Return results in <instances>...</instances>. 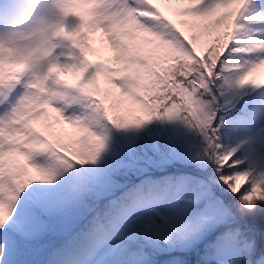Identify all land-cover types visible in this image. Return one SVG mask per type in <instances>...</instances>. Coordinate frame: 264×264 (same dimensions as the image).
I'll use <instances>...</instances> for the list:
<instances>
[{"label": "snow or ice", "instance_id": "1", "mask_svg": "<svg viewBox=\"0 0 264 264\" xmlns=\"http://www.w3.org/2000/svg\"><path fill=\"white\" fill-rule=\"evenodd\" d=\"M50 2L0 31V264H264V0Z\"/></svg>", "mask_w": 264, "mask_h": 264}, {"label": "clouds", "instance_id": "2", "mask_svg": "<svg viewBox=\"0 0 264 264\" xmlns=\"http://www.w3.org/2000/svg\"><path fill=\"white\" fill-rule=\"evenodd\" d=\"M7 5L0 10V31L17 33L25 37L23 44H33L36 37L32 35L42 23L55 22L54 10L50 0H3Z\"/></svg>", "mask_w": 264, "mask_h": 264}, {"label": "rangeland", "instance_id": "3", "mask_svg": "<svg viewBox=\"0 0 264 264\" xmlns=\"http://www.w3.org/2000/svg\"><path fill=\"white\" fill-rule=\"evenodd\" d=\"M68 19H69V22H72V23L77 22L74 17H69ZM262 72H264V70H262Z\"/></svg>", "mask_w": 264, "mask_h": 264}]
</instances>
